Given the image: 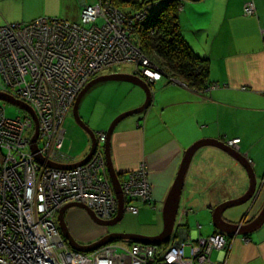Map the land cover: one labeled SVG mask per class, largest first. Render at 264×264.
<instances>
[{"label":"built area","instance_id":"1","mask_svg":"<svg viewBox=\"0 0 264 264\" xmlns=\"http://www.w3.org/2000/svg\"><path fill=\"white\" fill-rule=\"evenodd\" d=\"M170 1L127 0L147 4L124 10L114 0H98L82 8L79 21L43 16L28 24L0 25V91L31 106L37 116L36 121L19 107L22 115L11 118L0 105V264H216L212 252L228 248L226 237L217 233L194 244L176 241L160 248L115 242L93 254L78 253L59 226L61 210L73 203L87 206L104 221L118 214L104 131L97 133L98 147L86 164L62 170L49 162L74 163L62 152L64 124L79 94L97 75L117 73L124 65L133 66V74L149 86L163 79V71L145 55L139 32L151 21L150 8ZM245 13H255L252 2ZM239 142L237 138L228 145ZM120 181L126 212L139 214L136 203L152 205L146 163L120 175Z\"/></svg>","mask_w":264,"mask_h":264},{"label":"crops","instance_id":"2","mask_svg":"<svg viewBox=\"0 0 264 264\" xmlns=\"http://www.w3.org/2000/svg\"><path fill=\"white\" fill-rule=\"evenodd\" d=\"M57 1L48 0L49 7L54 8ZM71 1L80 12L85 5L98 2ZM250 2L255 13L247 15L245 6ZM49 10L44 11L51 15ZM48 15L44 17L58 18ZM179 15L184 39L194 52L209 60L213 85L197 92L167 76L151 85L150 108L144 115L133 116V120L115 129L111 140L115 169L123 175L142 163L147 164L153 203L136 205L139 209L144 205L161 211L163 223L164 204L185 152L201 140L215 139L228 145L230 140L239 138L240 142L232 148L241 154L249 171H254L257 192L251 201L227 209L224 218L249 224L264 207V0H182ZM3 18L1 13L0 25L11 23L2 22ZM143 103L141 97L130 108ZM247 171L238 160L217 147L197 150L186 176L175 231L168 242L157 247L164 248L176 241L194 244L218 231L211 225L212 214L219 205L246 194L251 184ZM199 216L209 221L211 233H202L201 224L193 227L192 222ZM93 233L90 240H77L90 244L103 235ZM228 239L225 251L213 252L215 263L264 264V225L250 235Z\"/></svg>","mask_w":264,"mask_h":264},{"label":"rangeland","instance_id":"3","mask_svg":"<svg viewBox=\"0 0 264 264\" xmlns=\"http://www.w3.org/2000/svg\"><path fill=\"white\" fill-rule=\"evenodd\" d=\"M146 4L147 3H141V2H137V3L129 2L128 4L127 2L123 9L129 10L131 9L132 6L143 7ZM162 6L163 3L161 2L153 5L150 8L151 17H153ZM75 7L76 4L71 0H59L55 4L54 8L49 7L48 0H0V14L2 13V15L4 16V18L2 19V22L4 23L10 21V22L28 24L38 19V17L40 18L41 16L43 17L44 15H48L47 14L48 12H45L44 10H49V9H50L49 11L52 10V13L51 15L48 16L68 19L70 21H79L80 10L76 9ZM3 12L6 13V16ZM134 71L135 70L133 66L123 65L117 67V73L133 74ZM109 73H113V72L108 70L102 74L97 75L96 77ZM164 82L166 83L165 79ZM0 85H1V81H0ZM141 97L143 98V101H145L146 99L145 91L141 87L133 83L113 82V81L102 82L91 88V90L83 97L79 109L80 116L85 122V124L94 132L99 133V132L107 131L108 128L111 126L112 122L118 116L133 109H136V108L132 109L130 108V106L131 104L133 106L135 103H137V100ZM0 105L5 107L6 114L8 117L16 118L22 115V112H20L18 105L11 104L6 101H0ZM142 115H144V113L137 114L135 116H142ZM132 118L133 116L128 117L127 119L122 121L118 126L120 127L126 124L128 121L130 122V120H133ZM64 126L67 130V134L62 152L68 155L70 160L80 161L86 156V154L90 149L89 147L91 145L90 138L84 132V130H82L80 126L76 123L73 111L67 117ZM35 158L37 159L38 155H36ZM62 170H70V169H62ZM142 206H140L139 214H132L129 212H125L123 220L119 224L107 228V230H110L111 232L132 233V234H140L145 236H153L157 233H160L163 227L162 219L159 214V212L161 213V211L157 212L152 210L151 207H145L144 205ZM68 212L66 217L67 223L70 227V230L74 233L73 235L75 236L76 239L83 241L90 240L91 238H94L92 236L94 234L93 232H99L101 233V235L103 234L102 236L106 235L105 233L107 230L105 231L101 227L94 224L91 217L86 213L85 210L81 208H72ZM83 212H85L86 214ZM86 215L90 219H88ZM179 220H180V216H179ZM192 223H193L192 224L193 227L196 228H197V224H201L202 229L200 231H202V233H207V234L211 233L212 228L210 227L211 225L209 221L205 220V218L202 219V216L196 218ZM178 233L179 231L176 230L175 234ZM119 243L123 245H128L127 244L128 242L126 241H119ZM95 251L96 250L88 252V254H93ZM186 251L187 254L189 255L190 253L189 248H187ZM76 252L83 253L79 251Z\"/></svg>","mask_w":264,"mask_h":264},{"label":"water","instance_id":"4","mask_svg":"<svg viewBox=\"0 0 264 264\" xmlns=\"http://www.w3.org/2000/svg\"><path fill=\"white\" fill-rule=\"evenodd\" d=\"M129 82L133 83L139 87H141L146 94V99L144 103L139 106L136 109H133L131 111H128L126 113L121 114L118 116L111 124V126L108 128L107 131H104L106 133V144L104 148L105 157L107 161L108 166V172L111 179V183L113 185V189L115 191L118 203H119V209L118 214L113 218L112 220L104 221L95 216V214L90 210L87 206L79 204V203H73L65 206L60 214H59V226L62 233L63 238L67 242V244L71 247V249L83 253H88L94 250H97L105 245H108L110 243L119 242V241H126V242H133V243H139L143 245H151V246H157L160 244H164L169 241L172 234L175 231V225L177 220V215L179 211L181 196L183 193L184 185L186 176L189 170V167L191 165L192 159L197 152V150L201 149L205 146H214L217 147L232 157H234L236 160H238L249 172L251 184L249 190L246 192L244 196H242L239 199L232 200L226 203H223L219 205L212 214V223L216 230L218 232L227 235L228 237L231 236H246L254 233L258 229H260L264 225V207L260 214L249 224H242V223H233L231 221H228L224 218V212L227 209H231L234 207H237L239 205H243L249 201H251L257 192V179L255 177V173L252 169H248V165L245 160L242 159L241 154L235 151L231 146H228L224 143H222L220 140L215 139H205L201 140L197 143H195L193 146H191L186 152L185 156L182 162V165L180 167V170L178 172L177 178L175 179V182L167 196V199L164 204L162 216H163V230L160 234L156 236H145L140 234H132V233H118V232H109L103 237H101L99 240L90 243V244H81L79 241L75 238L73 233L70 230V227L67 223V212L72 208H81L86 211V213L91 217L92 221L97 224L100 227L110 228L117 224H119L125 215L126 209H125V197L122 191V185L120 181V174L116 171L113 159H112V152H111V140L113 137V134L115 132L116 127L126 118L135 116L137 114L144 113L147 111L153 102V93L151 90V87L139 76L134 74H127V73H110V74H103L101 76H98L91 80L85 88L82 90V92L79 94L74 107H73V114L76 120V123L80 126L82 130L89 136L90 138V150L86 154V156L81 159L80 161L70 164V165H63V164H57L54 162H49L50 166L57 167L60 169H73L78 166H82L86 164L93 154L95 153L97 147H98V141H97V133L94 132L92 129H90L83 119L80 116V104L82 102L83 97L93 88L95 85L102 83V82ZM0 101H6L11 104L18 105L21 109L27 111L28 113L32 114L34 118L37 121V116L31 106L28 104H24L21 102H17L10 96L0 92ZM37 139V134L34 137L32 146V152L38 153L37 145L35 144ZM40 162H44V158L42 156H38L37 158ZM187 235V234H186Z\"/></svg>","mask_w":264,"mask_h":264},{"label":"trees","instance_id":"5","mask_svg":"<svg viewBox=\"0 0 264 264\" xmlns=\"http://www.w3.org/2000/svg\"><path fill=\"white\" fill-rule=\"evenodd\" d=\"M124 7L127 0H114ZM182 0H174L163 6L151 21L139 32L140 45L145 55L164 76L179 80L189 88L203 92L212 85L210 63L193 51L184 39L180 25ZM154 30L151 35L148 30Z\"/></svg>","mask_w":264,"mask_h":264},{"label":"bare ground","instance_id":"6","mask_svg":"<svg viewBox=\"0 0 264 264\" xmlns=\"http://www.w3.org/2000/svg\"><path fill=\"white\" fill-rule=\"evenodd\" d=\"M1 92V91H0ZM231 141V140H230ZM229 141V142H230ZM229 142L227 143V144H229ZM237 145V144H236ZM76 162H78V161H74V163H76ZM217 233H219L218 231H216V232H214L213 234H217ZM208 237V236H207ZM228 240V246H229V239H227ZM215 251H219V250H215ZM215 251H213V252H215ZM213 252H212V254H213ZM222 252V251H221ZM212 254H211V259H212ZM213 261V260H212ZM214 262V261H213ZM215 263V262H214ZM217 264V263H216Z\"/></svg>","mask_w":264,"mask_h":264},{"label":"flooded vegetation","instance_id":"7","mask_svg":"<svg viewBox=\"0 0 264 264\" xmlns=\"http://www.w3.org/2000/svg\"><path fill=\"white\" fill-rule=\"evenodd\" d=\"M109 232H111L110 230H107V233H109ZM220 233V232H219ZM222 234V233H221ZM222 235H224L225 237H226V239H228V236L227 235H225V234H222ZM228 241V240H227Z\"/></svg>","mask_w":264,"mask_h":264}]
</instances>
